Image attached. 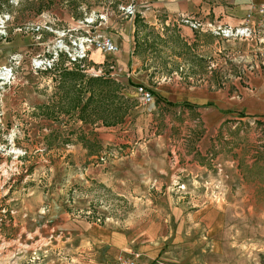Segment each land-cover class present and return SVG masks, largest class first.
<instances>
[{
  "label": "rangeland",
  "instance_id": "rangeland-1",
  "mask_svg": "<svg viewBox=\"0 0 264 264\" xmlns=\"http://www.w3.org/2000/svg\"><path fill=\"white\" fill-rule=\"evenodd\" d=\"M157 2L0 0V68L12 67L0 87V264H264V20L223 38L183 21L238 28L244 0L203 2L225 6L232 26L201 10L149 25L143 10ZM40 21L67 46L99 34L132 58L117 69L111 54L96 65L60 52L35 72L44 48L24 28ZM163 87L227 90L224 154L221 142L195 154L196 133L164 122Z\"/></svg>",
  "mask_w": 264,
  "mask_h": 264
},
{
  "label": "crops",
  "instance_id": "crops-1",
  "mask_svg": "<svg viewBox=\"0 0 264 264\" xmlns=\"http://www.w3.org/2000/svg\"><path fill=\"white\" fill-rule=\"evenodd\" d=\"M157 1L158 2L156 5H148L143 10V15L148 19L149 25L153 24L151 21L152 14H155L156 12L167 15L182 13L196 14L199 10L206 11V13L211 12L214 14L220 12L223 14L219 17V24L221 23L224 25L225 23L229 26H232L237 23L236 20L231 22L230 18L225 15V13H227V8L225 6H223L221 9L220 6H208L203 4L205 0ZM244 5L245 8L242 19L235 25V27L240 24H246L250 27V25L253 23V20H259L260 18H263L264 20V0H244ZM261 7L263 8V12L258 13ZM246 15L250 16L248 21H245ZM184 29L186 31H191L187 27H184ZM17 42L19 44H23V38L19 37ZM130 50H133V48H130V46L125 43L118 52L113 54V59L115 62H117V69H122L129 59L132 58V52ZM103 59L104 57L99 51H90L89 60L92 63L101 65ZM263 83L264 79L260 81V88L262 87ZM260 88L258 90H260ZM259 93H264V89H262L261 92L259 91ZM156 94L158 98H160V102L157 104V107L162 112L164 122L170 126L174 124L173 120L179 121L181 122L180 124L183 129L186 128V132L188 131L187 128H190V131L196 133L197 138L199 137L198 140L199 142L201 141V144L199 146L195 145V154L200 156L204 155L205 152L213 150L217 142H221V152L224 154L222 147L224 145L223 139H225V135L229 132L230 121V116L228 113L229 94L227 93L226 89L221 91H210L203 88H190L187 91L180 90V92H178V89L174 88L167 91V88L163 87L160 88ZM182 103H186L187 106H183ZM208 104L211 105L208 106ZM171 110L173 111V116H166L165 114L171 113ZM175 116L179 118H175ZM112 241L114 244L115 242L118 243L119 241H123V239L119 238L118 236H112Z\"/></svg>",
  "mask_w": 264,
  "mask_h": 264
},
{
  "label": "built area",
  "instance_id": "built-area-1",
  "mask_svg": "<svg viewBox=\"0 0 264 264\" xmlns=\"http://www.w3.org/2000/svg\"><path fill=\"white\" fill-rule=\"evenodd\" d=\"M15 1V0H10ZM263 8L261 7L258 13H262ZM125 12H132L131 8H125ZM8 16L0 18V35H5V23L8 21ZM250 18L249 15L245 16V21H248ZM85 23L90 22L91 19H85ZM187 24L190 29H193L197 32H208L211 34L219 35L223 38L228 37H238V38H248L251 36L252 31L249 26L246 24L241 25L238 28L230 29L225 26L216 25L209 22H199L187 20L183 21ZM24 30L29 31L32 34V42L34 45H43L44 50L41 54L35 55L31 60V69L33 71H45L49 69L52 63L57 59L60 52H64L68 57L70 62L78 63L84 60H87L88 54L91 50L99 51L100 53L106 54H115L118 49L117 46L109 39L107 36H101L99 34L87 33L84 36L76 38L72 41H69L70 46H67L63 43V38L66 33L64 31H54L46 22H36L29 26H26ZM17 32H23L22 28L16 29ZM50 33L53 37L42 43V34ZM17 59H20L18 56H12L10 58L11 64H16ZM51 63V65H50ZM12 67L4 66L0 68V87L10 81L12 78ZM137 92L140 95L141 101L143 104H152L153 97L146 91L144 88L137 87ZM121 264H134V260H125Z\"/></svg>",
  "mask_w": 264,
  "mask_h": 264
},
{
  "label": "trees",
  "instance_id": "trees-1",
  "mask_svg": "<svg viewBox=\"0 0 264 264\" xmlns=\"http://www.w3.org/2000/svg\"><path fill=\"white\" fill-rule=\"evenodd\" d=\"M136 87H140V86H136ZM150 94L154 95L153 92H150ZM169 105H172V104H169ZM183 106H187L186 103H182Z\"/></svg>",
  "mask_w": 264,
  "mask_h": 264
}]
</instances>
